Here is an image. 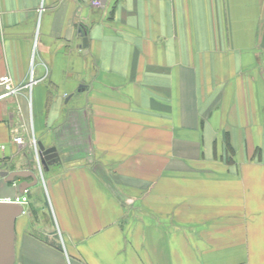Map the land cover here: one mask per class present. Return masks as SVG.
I'll return each mask as SVG.
<instances>
[{
  "label": "crops",
  "instance_id": "obj_1",
  "mask_svg": "<svg viewBox=\"0 0 264 264\" xmlns=\"http://www.w3.org/2000/svg\"><path fill=\"white\" fill-rule=\"evenodd\" d=\"M4 75L13 264H264V0H0Z\"/></svg>",
  "mask_w": 264,
  "mask_h": 264
},
{
  "label": "water",
  "instance_id": "obj_2",
  "mask_svg": "<svg viewBox=\"0 0 264 264\" xmlns=\"http://www.w3.org/2000/svg\"><path fill=\"white\" fill-rule=\"evenodd\" d=\"M82 36L81 47L87 52V31L83 26L78 27ZM37 158L43 168L59 158L55 147L44 148L38 142ZM19 182L15 183L16 181ZM37 175L33 169L0 171V264L14 263V225L15 220L21 215L23 207L16 199L21 198L24 192L36 185Z\"/></svg>",
  "mask_w": 264,
  "mask_h": 264
},
{
  "label": "built area",
  "instance_id": "obj_3",
  "mask_svg": "<svg viewBox=\"0 0 264 264\" xmlns=\"http://www.w3.org/2000/svg\"><path fill=\"white\" fill-rule=\"evenodd\" d=\"M20 89L21 88L13 82L10 76L8 75L2 76L0 78V102L6 97H10V96L17 94L20 91ZM14 141L17 144H21L23 142V138L17 136V137H14ZM15 201L18 203H21L23 199L21 200L16 199Z\"/></svg>",
  "mask_w": 264,
  "mask_h": 264
},
{
  "label": "rangeland",
  "instance_id": "obj_4",
  "mask_svg": "<svg viewBox=\"0 0 264 264\" xmlns=\"http://www.w3.org/2000/svg\"><path fill=\"white\" fill-rule=\"evenodd\" d=\"M40 165V164H39ZM41 166V165H40ZM37 169V168H36ZM41 169H42V166H41ZM38 170V169H37ZM39 171V170H38Z\"/></svg>",
  "mask_w": 264,
  "mask_h": 264
}]
</instances>
